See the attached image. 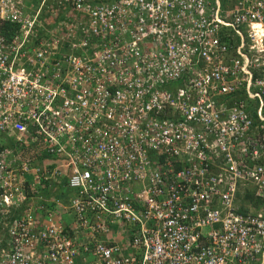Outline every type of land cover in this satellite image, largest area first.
<instances>
[{"label":"built area","instance_id":"1","mask_svg":"<svg viewBox=\"0 0 264 264\" xmlns=\"http://www.w3.org/2000/svg\"><path fill=\"white\" fill-rule=\"evenodd\" d=\"M24 3L0 0V264H264V0Z\"/></svg>","mask_w":264,"mask_h":264},{"label":"trees","instance_id":"2","mask_svg":"<svg viewBox=\"0 0 264 264\" xmlns=\"http://www.w3.org/2000/svg\"><path fill=\"white\" fill-rule=\"evenodd\" d=\"M67 14L69 15V12H67L65 10H63V11L62 10H57L56 13L54 14L55 18L52 17L53 19L51 21H47V18L42 17L41 18V27H40V29H38L39 30V35L45 36L46 35L45 30H54V28H56V29L58 28L59 32H64V28L61 25L59 26L58 23H61V22L63 23V22H65V20L67 21L68 20ZM56 15H59L62 18V20L57 22L56 21V18H57ZM8 26H9V24L6 23V22H2V24H0V27H2V29L3 28H7ZM36 41H37V39H34L33 42L26 43L25 46H24L25 50L31 49L34 46L33 45L34 42H36ZM42 144L43 143L40 142V140H33L31 142V144H29L27 146L29 148V150L32 152V154L37 156V160H38L40 165H44L45 163H47V162L52 160V158L45 153V150L43 149V145ZM4 146H11V144L10 143L4 144ZM63 182H64V178H62L57 183V186L54 189H52L51 191H55L56 192L57 190H59L61 188V186L60 187H58V186L62 185ZM248 198H249V196H248Z\"/></svg>","mask_w":264,"mask_h":264},{"label":"rangeland","instance_id":"3","mask_svg":"<svg viewBox=\"0 0 264 264\" xmlns=\"http://www.w3.org/2000/svg\"><path fill=\"white\" fill-rule=\"evenodd\" d=\"M29 3H33V4H35L36 3V0H25V5H28ZM65 7H63V9H64ZM50 12V11H49ZM51 16V12L49 13V14H47V13H42L41 14V17H45V18H47V21H51L53 18H51L50 17ZM57 16V18H56V21L58 22V21H60V20H62V18L59 16V15H56ZM55 18V17H54ZM44 154V153H43ZM67 195H68V193H66L65 195H61L60 197H59V199H60V201L63 203V204H67L68 203V197H67Z\"/></svg>","mask_w":264,"mask_h":264}]
</instances>
